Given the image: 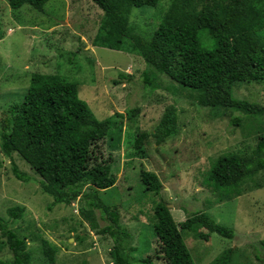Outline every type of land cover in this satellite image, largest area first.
<instances>
[{
  "label": "rangeland",
  "instance_id": "374dc122",
  "mask_svg": "<svg viewBox=\"0 0 264 264\" xmlns=\"http://www.w3.org/2000/svg\"><path fill=\"white\" fill-rule=\"evenodd\" d=\"M169 3L160 0L155 7H134L129 20L148 37ZM101 17L102 10L92 0H49L42 11L28 4L12 9L0 0V119L8 115L11 105L22 101L33 72L58 73L78 82L79 97L98 119L113 112L124 115L120 149L112 151L117 179L98 196L118 210L121 225L131 234L130 245L135 247L131 260L154 254L153 206L164 200L176 222L191 211L202 210L234 231L231 239L212 232L205 241L182 230L195 264H209L228 248H233L228 264H264V169L245 179L241 194L230 200H218L220 192L205 183L210 164L218 156L252 153L264 135V113L253 117L201 106L194 92L164 74H151L154 87L148 85L140 56L92 45ZM232 94L264 107V81L236 83ZM169 104L177 109V133L161 145L149 137L142 152H137L135 135L151 131ZM131 107H137L138 114L128 119ZM234 118L240 123L234 124ZM109 143L108 139L101 142L104 156L112 150ZM0 160V217L25 237L31 255L28 264H112L113 238L99 233L108 223L104 213L96 209L86 218L81 211L89 210V205L82 195L70 204H53L40 187L39 175L17 153L8 158L0 151ZM12 164L30 179H17ZM141 168L158 175L162 183L158 193L145 191ZM13 206L24 207L21 217L9 216L7 209ZM41 239L56 246L53 263L43 255ZM0 259L12 260L1 231ZM153 261L163 264L162 259Z\"/></svg>",
  "mask_w": 264,
  "mask_h": 264
},
{
  "label": "trees",
  "instance_id": "16d2710c",
  "mask_svg": "<svg viewBox=\"0 0 264 264\" xmlns=\"http://www.w3.org/2000/svg\"><path fill=\"white\" fill-rule=\"evenodd\" d=\"M12 9L28 4L42 11L49 0H6ZM101 10L99 27L91 43L94 46L130 52L146 64L145 80L153 86V73L164 74L180 87L195 93L194 100L211 109L241 111L259 116L264 107L235 98L236 83L264 81V0H170L157 27L150 36H142L130 22L134 7H155L160 0H92ZM167 105L151 131H139L133 148L142 152L152 137L156 145L165 143L177 133V111ZM138 114L137 107L128 110V119ZM124 115L113 112L98 119L88 103L79 97L78 82L58 73L33 72L22 101L9 107L0 119V151L8 158L17 153L39 175L40 187L53 204H70L84 196L88 215L99 209L108 223L99 233L113 238L110 249L112 264H195L182 237V230L207 241L215 232L233 238L232 228L217 222L209 213L196 210L176 222L164 200L153 206L154 234L157 248L153 255L131 260L135 247L131 234L121 225L117 209L105 205L100 190L113 186L114 151L120 149ZM234 124L240 119L234 118ZM109 140L112 149L104 156L101 142ZM113 151V153H112ZM2 160H0V167ZM17 179L30 177L12 164ZM264 169V135H260L250 155L224 153L210 164L205 183L220 192L218 200H230L241 194V184ZM139 177L145 191L158 193L162 183L158 175L141 168ZM23 206L7 209L19 218ZM93 226V225H92ZM0 231L12 253V260L0 264H28L31 258L25 237L20 236L0 217ZM41 249L48 263H53L56 246L41 239ZM233 248H228L209 264H228Z\"/></svg>",
  "mask_w": 264,
  "mask_h": 264
},
{
  "label": "water",
  "instance_id": "95a60500",
  "mask_svg": "<svg viewBox=\"0 0 264 264\" xmlns=\"http://www.w3.org/2000/svg\"><path fill=\"white\" fill-rule=\"evenodd\" d=\"M168 206H169V204H168Z\"/></svg>",
  "mask_w": 264,
  "mask_h": 264
}]
</instances>
